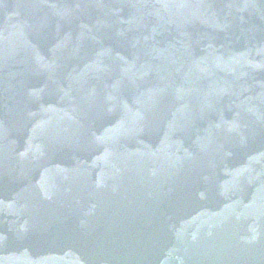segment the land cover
<instances>
[{
  "label": "water",
  "instance_id": "obj_1",
  "mask_svg": "<svg viewBox=\"0 0 264 264\" xmlns=\"http://www.w3.org/2000/svg\"><path fill=\"white\" fill-rule=\"evenodd\" d=\"M0 264H264V0H0Z\"/></svg>",
  "mask_w": 264,
  "mask_h": 264
}]
</instances>
